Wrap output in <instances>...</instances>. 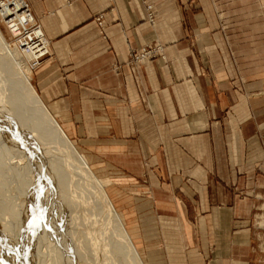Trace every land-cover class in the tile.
Here are the masks:
<instances>
[{
    "label": "crops",
    "instance_id": "obj_1",
    "mask_svg": "<svg viewBox=\"0 0 264 264\" xmlns=\"http://www.w3.org/2000/svg\"><path fill=\"white\" fill-rule=\"evenodd\" d=\"M26 1L50 49L32 84L128 198L120 211L145 264H264V68L240 53L264 38L257 48L242 28L250 37L236 40L232 20L251 13L232 8L246 1ZM5 43L28 75L30 55ZM155 44L164 57L132 74L131 55Z\"/></svg>",
    "mask_w": 264,
    "mask_h": 264
},
{
    "label": "bare ground",
    "instance_id": "obj_2",
    "mask_svg": "<svg viewBox=\"0 0 264 264\" xmlns=\"http://www.w3.org/2000/svg\"><path fill=\"white\" fill-rule=\"evenodd\" d=\"M5 42L0 31V264H144L104 182Z\"/></svg>",
    "mask_w": 264,
    "mask_h": 264
},
{
    "label": "built area",
    "instance_id": "obj_3",
    "mask_svg": "<svg viewBox=\"0 0 264 264\" xmlns=\"http://www.w3.org/2000/svg\"><path fill=\"white\" fill-rule=\"evenodd\" d=\"M147 20L150 23L155 21L151 10L147 12ZM94 21L103 32V13H98ZM0 22L18 48L30 55L29 65L32 69L50 57L49 40L26 0H0ZM156 57H164L160 44L138 50L131 55L126 64L134 74L136 66ZM113 68L117 69L119 66L114 65Z\"/></svg>",
    "mask_w": 264,
    "mask_h": 264
},
{
    "label": "rangeland",
    "instance_id": "obj_4",
    "mask_svg": "<svg viewBox=\"0 0 264 264\" xmlns=\"http://www.w3.org/2000/svg\"><path fill=\"white\" fill-rule=\"evenodd\" d=\"M245 1L247 2L248 0H245ZM246 2L243 1V2L239 3L238 5H236L237 8L235 5L233 6L235 8H232L233 10H240V12H248L249 11L251 13V18H244V19L241 18V19L232 20L235 22V24H237V26L238 25L240 26V33H238L236 35V40L238 43L243 44L244 41H246L248 39V37H250V36H248V34H246V31L243 32V29L251 28V29L255 30V32H257V34H254V35H255V39H257L256 44L258 45L259 40L262 42V38H264V35L259 34V32L264 30V0H251L250 4H248V2L247 3ZM239 26H238V28H239ZM0 29H1V32L4 36V38L6 39V41L10 42L11 41L10 37H9L7 31L5 30V28L3 27L1 22H0ZM241 46H243V45H241ZM256 47L259 48L260 45H258ZM240 53H241L242 58L243 57L245 58V61H243V63H242L245 66L244 68H248V69L250 68L249 70H251L252 72L254 70L255 71H262L263 70V68H264V48H263V46H262V49L259 48V49L250 50V51L242 49ZM26 72L28 73V76L30 75L32 77V73H33L32 69L30 71L27 70ZM71 141H72V139H71ZM74 145H75L77 151L81 154H84L86 159H87V155L84 153L83 148L76 145L75 143H74ZM88 163H89V161H88ZM89 165H90V163H89ZM90 167H91V165H90ZM92 170L95 172V174L97 176H99L101 178V181L104 182V186L107 189V191H108V193L112 199V203H113L115 210L117 211V213H119L122 216V219H123L122 224L125 226L126 230L131 233V234L129 233L131 236V239H132L134 245L138 248L137 244L135 243V239H134L135 236L132 234V231L128 226V222L126 221L125 215L120 211L121 210V207H120L121 202L126 201L128 198L126 196L124 197V196H121L120 194H118L117 189L112 187L110 180L105 177L104 172H102L99 169H94V168H92ZM67 176L70 177V174H68ZM75 178L77 179L78 177H75ZM12 179L13 178L11 177V180H10L11 181V183H10L11 188L9 187L10 190H12L16 184L15 182H12ZM64 179H66V178H64ZM68 180H69V178L66 179L65 181L68 182ZM68 189L70 190V187H68ZM13 194H15V191H12V195ZM139 196L141 198H146L148 200H152V196L150 194L149 189H143L142 191H140ZM259 199H261V198H259ZM16 202H18V200ZM70 212L71 211L69 209H67L66 213L64 214L66 217L63 215V217H65L64 221L66 223V224H64V228H65L64 232H66V233L68 231L67 229H69V225L67 223L71 222L69 220L71 218ZM81 212L75 214L76 215V221L79 222L80 224L84 222V217H83L84 210H82ZM34 219H36V218H34ZM33 221H35V220H33ZM67 226H68V228L66 229ZM70 226H74V228L72 227L74 229V231L78 229V228L77 229L75 228V225H70ZM76 227H78V226L76 225ZM72 228H70V229L72 230ZM67 247H70L68 242H67ZM43 248L44 247H42L41 249L44 251ZM69 252L71 253V255L73 254L72 251H69ZM140 254H141V252H140ZM66 256H70V255H65V257ZM49 259L50 258H48V260L46 259V261H49ZM142 260H143V257H142ZM143 262H144V260H143ZM40 264H44V262H41ZM144 264H145V262H144Z\"/></svg>",
    "mask_w": 264,
    "mask_h": 264
}]
</instances>
